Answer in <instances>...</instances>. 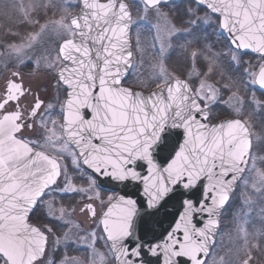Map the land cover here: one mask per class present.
<instances>
[{"label":"snow or ice","instance_id":"snow-or-ice-1","mask_svg":"<svg viewBox=\"0 0 264 264\" xmlns=\"http://www.w3.org/2000/svg\"><path fill=\"white\" fill-rule=\"evenodd\" d=\"M167 3L142 0L143 12L167 18L160 11ZM180 18L186 26L167 27L147 67L143 49L134 59L132 13L123 0H65L58 19L26 44L8 45L18 67H43L54 94L42 98L20 71L0 91V264H86L67 254L73 247L90 253L87 264H226L213 252L241 186L249 209L235 217L242 264L254 259L260 245L249 241L255 201L247 190L264 199V168L257 166L264 157L254 154L252 126L235 118L244 98L224 100L230 85L210 77L227 56L237 69L248 64L246 89L264 91V63L241 60L250 51L264 61V0H187ZM48 32L55 55H28ZM209 35L227 50L214 51ZM181 37L189 38L181 52L204 47H193L187 69L177 71L167 61ZM248 103L264 109L254 92ZM221 104L235 116L219 119ZM66 197L80 198L89 229Z\"/></svg>","mask_w":264,"mask_h":264},{"label":"rangeland","instance_id":"rangeland-1","mask_svg":"<svg viewBox=\"0 0 264 264\" xmlns=\"http://www.w3.org/2000/svg\"><path fill=\"white\" fill-rule=\"evenodd\" d=\"M131 1V0H129ZM135 4L136 12L135 18H137V24L134 26L133 42H134V59L139 49H143L145 67L147 62L156 55L157 49L153 47L154 44H159L164 40L166 36V29L169 25L174 24L178 29L185 27L182 19L178 16H171L175 11L178 15L183 16V9L187 5V1H183L178 4H166L160 6V11L167 14L165 16H159L154 11H149L147 15L143 12L142 0H132ZM140 4H139V2ZM65 0H0V90L5 85L6 80L11 76L12 71H20L24 75L25 85H31L33 89L39 88L41 96H48L50 93L53 95V88L51 85L54 81H50L47 72L41 67L40 70H35L31 62L27 63V69L22 70L26 66L18 67L14 56H9L8 45L10 44H26L30 35H34L40 31V26L46 22L59 18L60 6L63 5ZM45 5H55V7ZM142 6V7H141ZM74 8L70 9L73 11ZM186 18V17H185ZM38 21L39 23H34ZM211 33V29H209ZM159 37L160 39H157ZM186 37H181L179 40H172L173 48L170 50V58L167 63L170 69L177 71H183L188 67V54L192 48H203V42L198 45H192L188 48L187 52H181L179 44L185 42ZM139 42V43H138ZM166 42V41H165ZM208 43L214 45L213 50L216 52L226 51V42H217L214 36L209 35ZM57 44L51 32L45 33L37 42H34V46L31 49H26L28 55L34 59L39 58L42 54L55 55ZM242 57V56H241ZM243 59H251L244 58ZM197 65L202 68L205 67L204 61L198 57L196 61ZM7 65V67H5ZM32 74V75H30ZM217 82L222 84H229L231 91H224V100H227L232 93L244 98V105L249 108L248 101L251 98L254 91H245L244 86L241 85L242 70L237 69L229 62L227 56H221L214 73L211 75ZM44 87L48 88L47 93L43 91ZM255 93V92H254ZM255 97L260 98L259 93H255ZM235 105L236 101L233 99L231 102ZM231 112V111H230ZM254 154L257 157H264V144H259L257 139H254ZM257 166L264 168V163L257 160ZM77 184H82L84 181L77 180ZM246 190L243 186L239 187L236 191L235 197L231 201L230 207L224 212L221 223H223V231L220 233L217 240V247L215 248L213 255L218 257H224L226 264H242V260L247 257L242 251L244 247V241L240 238L237 231V219L236 213H243L249 211L244 205V194ZM247 194L252 196L255 203L252 205L250 211L251 216L247 224V231L249 235V241L251 244L259 243V249H252V256L254 259L249 264H264V213H261V208H264V199L257 197L247 190ZM78 218L76 221L83 222L82 226L85 229L91 227V222L88 220L86 214L79 212V205L77 206V212L75 213ZM225 227V229H224ZM226 230V231H225ZM257 233H262L257 235ZM99 248V247H98ZM102 248V247H101ZM101 250V249H100ZM101 251H104L102 248ZM68 253L82 259L85 262L89 260L90 253L86 250L75 247L70 248ZM70 255V256H71ZM211 264V261H209Z\"/></svg>","mask_w":264,"mask_h":264},{"label":"flooded vegetation","instance_id":"flooded-vegetation-1","mask_svg":"<svg viewBox=\"0 0 264 264\" xmlns=\"http://www.w3.org/2000/svg\"><path fill=\"white\" fill-rule=\"evenodd\" d=\"M125 1L130 6V9H131V12H132V20H133L132 33H133L134 32V26H136V24H137V18H135V14H137V12H136L137 10L135 8V4L132 3L133 2L132 0L131 1L125 0ZM183 1H187V0L171 1V3H167V5L168 4L169 5L170 4L175 5V4L181 3ZM139 4H140V2H139ZM162 5H166V4H162ZM192 6L195 7V5H192ZM77 10H79V8H74L73 12H76ZM171 16H178L179 18L182 17V16L178 15L175 11L171 14ZM132 37H133V34H132ZM133 45H134V42H133ZM241 56L244 57V58L245 57L246 58H248V57L251 58V59H243L241 57V60H242V62H251L252 66H255V65L260 64V63H264V61L260 60V57L257 54L252 53V52H247L246 54H242ZM247 66H248L247 63H242V65L240 67V69L242 70V74H243V77L241 79V81H242L241 85H243V86H244L243 81L246 79L245 74H244V67H247ZM26 69H27V66L25 68H22L23 71L26 70ZM201 69H204V67H202ZM9 77H11V76H9ZM210 80H211V82H214V83L217 82L214 77H210ZM219 84H222V83L219 82ZM4 86H3V88L0 91H2L4 89ZM244 89L247 92H249V90H251V91H254L255 93H259L260 98L258 97V100L264 101V91L260 90L258 87H253V88H250V89H246L245 86H244ZM224 91H226V90H222V97H224ZM51 96L52 95L49 93L48 96H45V97L43 96L42 98H48V97H51ZM230 111L231 110H228L225 105L221 104L220 107L217 109V112L219 113L218 118L219 119H223L225 117H234L235 113L233 111H231V112ZM235 118L244 119V120H247L249 122V124L252 126V130H253V133H254L253 141H254V139L256 137H264V109L254 108L251 104H249V108H247L245 105H243L241 115L240 116H235ZM79 199H80L79 197H66L63 200V203L66 206L67 205H73V206L77 207L79 205ZM74 219L75 220L78 219L76 217V215L74 216ZM97 247H99L101 250L103 248L100 245H97ZM67 254L71 255L69 253H67ZM71 256H73V255H71ZM59 258L60 257L58 255L57 259H59ZM86 264H87V261H86Z\"/></svg>","mask_w":264,"mask_h":264},{"label":"water","instance_id":"water-1","mask_svg":"<svg viewBox=\"0 0 264 264\" xmlns=\"http://www.w3.org/2000/svg\"><path fill=\"white\" fill-rule=\"evenodd\" d=\"M171 1H177V0H171ZM123 2L125 3V4H127L124 0H123ZM128 5V4H127ZM129 7V6H128ZM130 9V8H129ZM79 11V10H78ZM77 11V12H78ZM131 11V10H130ZM128 39L130 40V43H131V46H132V39H131V28L129 29V33H128ZM132 50H133V47H132ZM229 118H231V117H229Z\"/></svg>","mask_w":264,"mask_h":264},{"label":"bare ground","instance_id":"bare-ground-1","mask_svg":"<svg viewBox=\"0 0 264 264\" xmlns=\"http://www.w3.org/2000/svg\"><path fill=\"white\" fill-rule=\"evenodd\" d=\"M226 231V230H225Z\"/></svg>","mask_w":264,"mask_h":264}]
</instances>
